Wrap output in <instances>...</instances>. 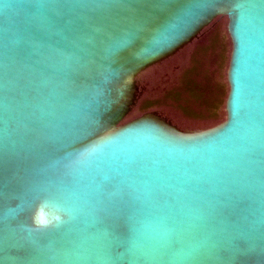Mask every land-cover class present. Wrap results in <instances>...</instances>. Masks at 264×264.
Listing matches in <instances>:
<instances>
[{
    "label": "water",
    "instance_id": "1",
    "mask_svg": "<svg viewBox=\"0 0 264 264\" xmlns=\"http://www.w3.org/2000/svg\"><path fill=\"white\" fill-rule=\"evenodd\" d=\"M217 16L226 118L123 122ZM0 264H264V0H0Z\"/></svg>",
    "mask_w": 264,
    "mask_h": 264
},
{
    "label": "rangeland",
    "instance_id": "2",
    "mask_svg": "<svg viewBox=\"0 0 264 264\" xmlns=\"http://www.w3.org/2000/svg\"><path fill=\"white\" fill-rule=\"evenodd\" d=\"M227 23L226 16H217L192 42L138 76L145 87L144 95L155 97L160 109L183 126L195 128L192 131L213 127L226 118L225 102L229 89L226 71L231 52ZM190 79L194 84H202L209 89L210 98L206 105L210 106L211 113L184 122L178 119V109L169 103L165 93L172 88H182L184 81ZM136 108L123 122L137 116Z\"/></svg>",
    "mask_w": 264,
    "mask_h": 264
},
{
    "label": "flooded vegetation",
    "instance_id": "3",
    "mask_svg": "<svg viewBox=\"0 0 264 264\" xmlns=\"http://www.w3.org/2000/svg\"><path fill=\"white\" fill-rule=\"evenodd\" d=\"M137 86L139 91L138 98L131 110L132 112L137 107L136 109H138V114L135 118L142 116L144 113L153 111L155 114L165 118L172 125L183 132H188L192 131V129H195L183 126L180 124L181 122H177L174 117L168 114V112L160 109L157 106L155 97L151 95L145 96V87L139 77L137 78ZM165 98L170 104H173L174 107L178 109V119L184 122L189 120L193 121L195 118L198 119L199 117H204L205 115L211 113L210 106L206 105V103L209 101L208 98H210L209 89L205 88L202 84H194L192 79L184 81L182 88H172L167 91L165 93Z\"/></svg>",
    "mask_w": 264,
    "mask_h": 264
},
{
    "label": "clouds",
    "instance_id": "4",
    "mask_svg": "<svg viewBox=\"0 0 264 264\" xmlns=\"http://www.w3.org/2000/svg\"><path fill=\"white\" fill-rule=\"evenodd\" d=\"M45 216L47 220L41 222L39 217ZM64 210L59 207L52 205L49 201L44 200L41 202L37 213L32 217L33 224L38 228L51 227L58 225L63 222Z\"/></svg>",
    "mask_w": 264,
    "mask_h": 264
}]
</instances>
